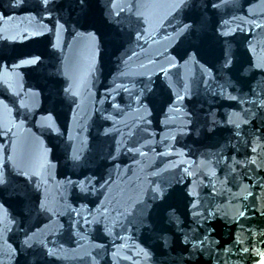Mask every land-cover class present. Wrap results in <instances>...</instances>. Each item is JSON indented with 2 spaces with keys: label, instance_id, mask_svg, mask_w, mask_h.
<instances>
[{
  "label": "water",
  "instance_id": "water-1",
  "mask_svg": "<svg viewBox=\"0 0 264 264\" xmlns=\"http://www.w3.org/2000/svg\"><path fill=\"white\" fill-rule=\"evenodd\" d=\"M14 2L0 264L264 262V0Z\"/></svg>",
  "mask_w": 264,
  "mask_h": 264
},
{
  "label": "snow or ice",
  "instance_id": "snow-or-ice-1",
  "mask_svg": "<svg viewBox=\"0 0 264 264\" xmlns=\"http://www.w3.org/2000/svg\"><path fill=\"white\" fill-rule=\"evenodd\" d=\"M54 2H55V0H42L43 6L45 7V9H48L49 5H50L51 3H54ZM79 2H80V4L86 6L87 3H88V0H79ZM23 3H24V0H15L14 4H13L12 6H13V7H19V6H21ZM113 7H116V5H113ZM128 7H131V5H128ZM213 7H218V5H215V4H214ZM120 11H121V12L124 11V8L121 7V8H120ZM117 15H119V13H117ZM188 27H189L188 25H185V28H188ZM223 35H228V33L225 32V33H223ZM136 38L139 40L141 37H140L139 35H137ZM230 63H231L230 61L226 62V63H225V67L228 68L229 65H230ZM205 83H206V82H205ZM228 98H229V99H236V97H234V96H229ZM178 99L182 100L183 97H178ZM176 111H179V109H176ZM228 123H229V124L234 123V121L232 120L231 117L229 118ZM244 123H247V121H244ZM239 127H240V124H236V128H239ZM209 131H211V129H209ZM237 135H239L238 132H237ZM252 151L255 152L256 149L253 148ZM252 163H255V160H253ZM5 184H6V179H5L4 175H3V173H0V192H2V186H4ZM38 187H39V185H37V188H38ZM190 194H191V195H194V193H190ZM0 207H2V205H0ZM40 207H41L42 209L46 210V211H50V209H47V208H46V206L44 205L43 202H41ZM192 207H193V208H196V207H197V204H196V203H193V204H192ZM238 214H239L240 216H243V215H244V212L241 211V212H239ZM262 214H264V213H262ZM193 215L196 216V215H199V213H198V212H194ZM262 235H264V233H262ZM31 239H32L31 237L26 238V239L23 241V244L26 245L27 247L31 248V247H32V244L30 243ZM40 243L43 245L44 242H43V241H40ZM45 247H46V245H45ZM245 251H247V249H245ZM46 254H47L48 256H52V255H54V252H53L52 249H47V253H46ZM145 255H147V254H145Z\"/></svg>",
  "mask_w": 264,
  "mask_h": 264
},
{
  "label": "bare ground",
  "instance_id": "bare-ground-1",
  "mask_svg": "<svg viewBox=\"0 0 264 264\" xmlns=\"http://www.w3.org/2000/svg\"><path fill=\"white\" fill-rule=\"evenodd\" d=\"M264 262H262L261 264H263Z\"/></svg>",
  "mask_w": 264,
  "mask_h": 264
}]
</instances>
